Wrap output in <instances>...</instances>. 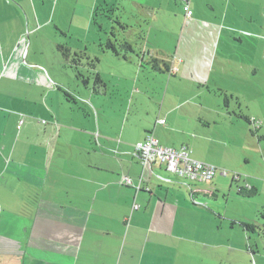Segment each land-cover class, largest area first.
Here are the masks:
<instances>
[{
	"label": "crops",
	"instance_id": "0c3cea01",
	"mask_svg": "<svg viewBox=\"0 0 264 264\" xmlns=\"http://www.w3.org/2000/svg\"><path fill=\"white\" fill-rule=\"evenodd\" d=\"M132 1L142 8L138 22L149 35L135 43L142 25L131 30L125 24V39L141 45L140 65L154 57L178 69L161 74L169 75L168 86L176 80L198 86L183 93L167 89L155 124L137 116L140 74L117 76L134 82V96L116 110L100 69L105 89L81 93L64 80L63 58L28 61L21 39L26 25H33L36 49L54 50L48 42H59L52 10L25 15L12 0H0V264H251L247 235L236 241L223 234V223L208 222V213L221 216L199 196L213 197L219 187L190 185L173 172L175 178L161 175L171 182L160 180L157 169L167 165L143 166L135 145L151 134L167 148L188 146L193 159L210 164L200 152L209 147L200 140L216 120L213 114L226 113L233 124L237 110L261 122L254 128H264L249 107L258 97L257 79L264 97V0H189L191 18L178 0L157 6ZM166 33L176 37L170 49L160 40L150 45L151 35ZM114 56L117 65L133 60ZM214 89L238 102L225 110ZM71 103L83 104L84 115ZM179 120L191 125L178 127ZM233 141L230 136L224 143ZM245 187L258 190L252 183Z\"/></svg>",
	"mask_w": 264,
	"mask_h": 264
},
{
	"label": "rangeland",
	"instance_id": "374dc122",
	"mask_svg": "<svg viewBox=\"0 0 264 264\" xmlns=\"http://www.w3.org/2000/svg\"><path fill=\"white\" fill-rule=\"evenodd\" d=\"M12 1L17 7L16 9H20L25 15H27L26 13L30 14L31 11H47L48 8L52 10L50 16L51 20L55 23L52 33L55 36L54 40H58L59 42L55 43V45L48 42L54 50L48 46L43 51L42 49H36L35 46L38 44V41L36 37L31 35V33L34 32L33 25H26L24 29L25 33L21 39L24 41L25 57L27 53H29L28 61L34 59L46 62L47 59L55 60L56 58L58 61L60 59L62 60L64 57L58 51V45L70 47L72 53L85 52L88 54L89 59H78L79 65L77 66L72 64L70 66L67 61L65 62L63 59L65 62V70L68 72V74L65 72L67 78L64 80L69 82L68 86L71 87L72 91L84 93L91 90L93 91V88L96 87L100 93L105 89L102 84L96 86L94 75H91L89 71V63L92 59L97 57L100 59V62L97 64V70L99 72L100 69V72L104 74V78L110 80L107 83L110 86V94L113 96L112 103L115 104V106L113 104L112 107H116L113 109L118 110L121 100H129L131 95L132 97L134 96V82L127 79L120 80L117 76L125 75L130 78L135 74H140L141 78L138 85L142 87V94L134 96V106L138 109L139 114H137V116L142 122L152 121V123L155 124L157 118L161 116L159 111L160 108H162L161 101H158V99L163 97L167 89L171 93L175 91L183 93L184 91H190L198 87L191 82L178 80L172 81V84L168 86L169 82L166 77L169 75L164 79L161 73L158 74L152 69L151 65H140V60L138 58L142 56L139 50L141 45L134 46L135 53H128L129 57L133 58L131 63L129 59L127 61L123 60V63L121 62L120 65L114 62L117 58L110 51L106 50L104 45L110 39L114 41L115 38H117L119 42H122L123 38H125V31H123L122 26L117 23V19L120 23L132 27L133 29L131 30H137L139 26L142 25L143 35H140V33L133 34L135 43H140L142 41L141 38H144V33L146 34V40L147 37H149L145 24L141 21L138 22V19L142 16V8L137 6V2L132 0H125L123 2L119 0H43L42 3L38 0ZM138 2L141 4L142 1L139 0ZM151 3H154L155 6L158 4L162 5V3L167 5L168 0H149L147 4L150 5ZM113 7L116 9L112 10L111 8ZM261 23L264 25L262 18ZM45 31L46 30H44V32ZM113 34H115V36ZM173 37L171 34L167 33L151 35L150 45L160 40L161 46L170 49L176 42V37ZM145 44L149 45L146 41ZM104 48L105 50H103ZM121 50L126 52L123 48ZM74 57L75 56L72 58ZM74 68H78L83 75L82 78L78 76V71L76 69L74 70ZM110 74L113 75L114 79H111ZM2 77L3 74H1V78ZM84 80H87L89 83L85 84ZM261 84L262 82H258L257 79L256 90L258 97L250 102L249 107L252 113L262 116L260 120L263 122L264 97L262 93L258 92H263L260 87ZM112 85H114L113 88H111ZM212 92L217 94L218 99L222 101L223 108L227 110L225 106H228V104H224V99L227 94L219 89H214ZM227 96L232 105L238 102V99H234L230 95ZM100 99H103V97H100ZM71 105L80 114L84 115L83 110L85 107L83 104L80 103L77 106V104L71 103ZM242 111H247L246 104H243ZM163 113L166 114V111H163ZM235 113L241 115L237 110ZM117 114L118 113H116V115ZM225 115L228 117V114L225 113ZM162 116L167 119L165 115ZM226 116L222 115V118L213 114L211 118H216V120L214 119L212 122L213 125L211 128H205L206 135L202 138L203 140H200L204 145L209 147L207 150L200 152L204 153V156L210 160V164L214 165L219 170L217 176L210 184H208L209 182H207V184H197L209 187L218 186L219 189H217L218 193L216 192L213 197H199H201L200 200L202 203H207L208 208L222 218H216L213 214L208 213L206 215L208 222L210 224H213L215 221L223 223V234L234 235L236 241H238L237 238L239 236L241 237L243 234L245 236L247 235L241 227V221L257 224V230L249 236L247 235L248 246L252 248L251 251L253 252V256L249 258V261H251V264H264V128L253 133L249 124L242 118H237V122H235L234 119L232 124ZM230 117L231 115H229V118ZM174 119V117L170 119V122H173ZM215 122H218V125H216ZM197 123L199 122L197 121ZM188 125L191 124L183 120H179L177 123L178 127H188ZM253 134L255 135L254 142L253 139L250 138ZM230 136L234 141L231 146H227L224 140ZM220 138H223V141L220 140ZM260 144L262 145L261 148ZM206 151H208V153H206ZM248 159L249 162L247 161ZM157 171L163 176L176 177L164 166L161 169L158 168ZM236 176L240 177L238 185L233 181ZM165 179H168V177H165ZM178 179L190 185L196 184V182L190 179H184V177H179ZM251 183L257 186V194L251 197L238 194V186H250ZM211 217L212 219H210ZM232 224H234V226H232Z\"/></svg>",
	"mask_w": 264,
	"mask_h": 264
},
{
	"label": "built area",
	"instance_id": "2783aa9c",
	"mask_svg": "<svg viewBox=\"0 0 264 264\" xmlns=\"http://www.w3.org/2000/svg\"><path fill=\"white\" fill-rule=\"evenodd\" d=\"M178 1L181 2L186 17H193L194 11L191 8L190 1ZM177 71L178 69L176 68L172 69V73ZM23 123L24 118L22 117L18 126L19 129H21ZM161 123H165V120H162ZM252 123L256 128H259L261 124L260 121L255 119L252 120ZM135 154L143 166L165 164L169 171L194 182H211L218 172L215 166L193 159L191 156L192 150L188 146H183L179 150L167 148L161 144V141L157 137L151 134L135 145ZM124 180L126 184H131L129 178H125Z\"/></svg>",
	"mask_w": 264,
	"mask_h": 264
},
{
	"label": "trees",
	"instance_id": "16d2710c",
	"mask_svg": "<svg viewBox=\"0 0 264 264\" xmlns=\"http://www.w3.org/2000/svg\"><path fill=\"white\" fill-rule=\"evenodd\" d=\"M112 10H115L116 8H111ZM96 12V11H95ZM117 23L122 26L123 31H125L126 25L122 24L119 22V20H116ZM115 36V34H113ZM104 47L106 48V50L110 51L111 53H113L116 56H123L125 59H127L128 57V53L132 52L135 53V49L133 47V45L125 38H123L122 42H119V40L117 38H115V40H108V42L104 45ZM105 48L103 50H105ZM125 49L126 52H123L121 49ZM58 51L62 54V56L64 57L63 59L65 60V62L67 61L68 65L71 66L72 65H79L78 63V59H89V56L87 53L85 52H80V53H72L70 47L66 46V45H58ZM74 54V55H73ZM73 56H75L74 58H72ZM72 58V59H71ZM98 62H100L99 58H94L92 59V61L89 63L88 67H89V71L91 73V75H94L95 78V83L96 86L97 85H104L105 87V82L102 80L98 70H97V64ZM146 65L149 64L152 66V69L157 72V73H169L172 74V67H170L166 62L164 61H160L154 57H151L149 59V61L147 63H145ZM141 66H143V63L141 64ZM77 70V74L79 77H83L82 73H80V71L78 70V68H74V70ZM98 72V73H97ZM85 84H88L89 82L87 80H84ZM95 93H99V91L96 89V87L93 88ZM68 96V95H67ZM229 97L226 95L225 97V104L227 105L229 102ZM237 118H242L245 122H247L249 125L252 126V132L256 133L258 130L256 128H254L253 123L251 121V119L246 116V115H239V114H235ZM238 178H234L233 181L234 183H236L238 185ZM238 194L245 196V197H251L254 196L255 194H257V190L256 188H249V187H245V186H238ZM241 227L243 229V231L249 236L251 233L255 232L257 230V224H252V223H246V222H241ZM248 249L252 250V248L250 246H248Z\"/></svg>",
	"mask_w": 264,
	"mask_h": 264
},
{
	"label": "water",
	"instance_id": "95a60500",
	"mask_svg": "<svg viewBox=\"0 0 264 264\" xmlns=\"http://www.w3.org/2000/svg\"><path fill=\"white\" fill-rule=\"evenodd\" d=\"M157 178L160 179V180H163V181H169V182H171L170 179H165V178L162 177L161 175H157Z\"/></svg>",
	"mask_w": 264,
	"mask_h": 264
}]
</instances>
